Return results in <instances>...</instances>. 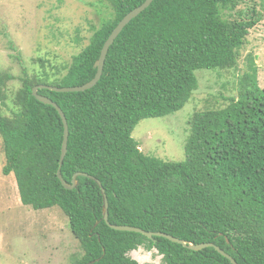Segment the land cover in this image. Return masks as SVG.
Instances as JSON below:
<instances>
[{
  "label": "trees",
  "instance_id": "1",
  "mask_svg": "<svg viewBox=\"0 0 264 264\" xmlns=\"http://www.w3.org/2000/svg\"><path fill=\"white\" fill-rule=\"evenodd\" d=\"M245 0H155L122 31L98 84L85 92L38 91L64 112L68 152L61 171L73 182L98 179L108 196L109 222L162 232L195 245L213 243L238 264H264V89L253 59L238 95L223 108L197 112L186 160L145 154L133 138L146 119L182 110L199 88L197 72L237 68L247 37L261 21L237 11ZM111 17L73 57L65 74L29 77L12 117L0 111L4 176L15 177L21 202L34 210L59 207L83 250L71 264H140L130 253L156 250L162 264H232L215 248L192 251L163 237L116 231L104 221L99 185L78 176V188L58 178L64 123L52 105L33 96L40 85L78 87L92 81L102 49L119 23L146 0H98ZM11 49L16 51L14 44ZM63 74V75H62ZM14 77L0 72V100Z\"/></svg>",
  "mask_w": 264,
  "mask_h": 264
},
{
  "label": "rangeland",
  "instance_id": "2",
  "mask_svg": "<svg viewBox=\"0 0 264 264\" xmlns=\"http://www.w3.org/2000/svg\"><path fill=\"white\" fill-rule=\"evenodd\" d=\"M254 9L262 21L250 31L236 69L198 71L199 88L182 110L142 120L135 127L132 136L145 154L166 162L186 160L193 115L223 108L237 97L239 78L249 71L251 59L264 89V0H245L237 11L250 15ZM111 14V8L98 0H0V72L14 77L3 90L1 113L12 117L19 111L16 99L24 70L31 78L44 70L55 72L53 67L65 74L73 57L88 46ZM5 161L0 137V264H71L81 257L83 250L68 217L59 207L34 210L23 205L15 177L2 173ZM129 255L140 264H162L156 250L140 247Z\"/></svg>",
  "mask_w": 264,
  "mask_h": 264
},
{
  "label": "water",
  "instance_id": "3",
  "mask_svg": "<svg viewBox=\"0 0 264 264\" xmlns=\"http://www.w3.org/2000/svg\"><path fill=\"white\" fill-rule=\"evenodd\" d=\"M155 0H146V2L144 4H142L141 6H139L138 8L134 9L133 11H131L128 15H126V17H124V19L119 23V25L114 29V31L112 32V34L110 35V37L108 38V40L106 41L100 58L99 60L96 62L95 64V68L97 69V73L95 78L90 81L89 83L83 85V86H78V87H55V86H49V85H40L37 86L33 89V96L40 102L47 104V105H52L53 107H55L57 109V111L60 114V117L64 123V140H63V146H62V154H61V158H60V165H59V169H58V178L61 181V183L63 184V186L68 189V190H74L78 188V181L77 178L78 176H88L86 174H82V173H78L74 176L73 178V182L70 184L68 182H66L62 176V165L63 162L65 160V157L67 155L68 152V141H69V125L66 119V116L64 114V112L62 111V109L58 106V104H56L55 102H53L51 99H49L48 97L42 96L38 94V91L41 89H47L50 91H54L57 93H79V92H85L87 90H90L92 88H94L98 82L101 80L103 72H104V67H105V63H106V59L108 56V53L110 51L111 46L115 43L116 39L119 37V35L122 33V31L124 30V28L135 18H137L142 12H144L147 8H149L152 3ZM89 178H91L92 180H94L100 187L101 192H102V196H103V201H104V206H103V210H104V221L109 225L110 228L116 230V231H121V232H132V233H138V234H142L144 236H146L148 239H153L154 237H163L166 238L168 240H170L173 243L179 244L184 246L185 248L192 250V251H201L203 249L206 248H215L216 251H218L222 256L226 257L227 259H229L231 261L232 264H238L237 261L230 256L229 254H227L224 250H222L220 247L216 246L213 243H203V244H199V245H195L191 242H187L184 241L182 239H178L176 237H173L171 235H168L166 233H162V232H147L141 228H137V227H132V226H125V225H114L111 224L109 222V200H108V196L106 194V191L102 185V183L96 179L93 176H88Z\"/></svg>",
  "mask_w": 264,
  "mask_h": 264
}]
</instances>
